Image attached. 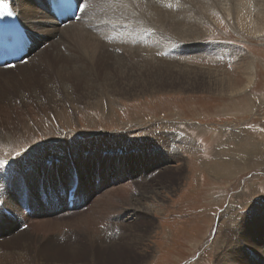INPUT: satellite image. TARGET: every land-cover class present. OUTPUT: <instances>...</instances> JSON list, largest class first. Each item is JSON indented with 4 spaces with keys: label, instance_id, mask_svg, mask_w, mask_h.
Here are the masks:
<instances>
[{
    "label": "rangeland",
    "instance_id": "1",
    "mask_svg": "<svg viewBox=\"0 0 264 264\" xmlns=\"http://www.w3.org/2000/svg\"><path fill=\"white\" fill-rule=\"evenodd\" d=\"M131 1L134 13L129 9ZM247 1L107 0V8L116 7L113 12L120 16L103 23V11L96 14L104 28L93 31L105 34L102 42L108 48L102 54L104 59L97 58L95 66L90 64V72L81 61H89L92 50L86 45L88 39L82 42L70 34L76 27L62 30L56 40L49 39L44 46L40 44L43 50L49 48V55L59 63L57 70H63V62L72 64V69L78 66L71 79H61L63 75L55 72L56 77L47 70L52 81H63L57 82L59 92L64 93V83H72L74 93L68 101L62 98L69 110L67 123L55 120L46 137L39 132L31 144L23 142L0 150L2 166L13 163L20 154L43 150V165L50 166L47 169L53 177L59 166L65 168L72 162L80 174L91 168L98 176L95 168L101 162L107 166L103 174L119 179L108 183L101 175L100 191L128 183L117 193L128 190L136 198L142 197L144 211L136 210L134 216L139 219L128 222L124 215L130 207L117 194L115 199L122 206L124 203L117 206L124 212L119 214L123 221L116 228L127 234L119 243L111 244L117 237L109 238L98 248L82 239V248L70 253L74 240L55 234L39 238V249L34 243L31 259L36 258L39 264H91V260L92 264H264V0ZM98 3L94 0L90 9ZM108 21L116 25L109 26ZM177 23L186 27L180 31ZM148 36L153 45L148 44ZM118 39L122 43H117ZM58 50L67 55H55ZM115 50L118 52L113 53ZM26 67L30 73L17 79L4 80L0 72V87L6 89L0 98L7 91L16 96L24 90L22 96L33 101L36 88L40 99L48 101L45 85L37 81L41 70L33 62ZM93 92L106 93L97 109L87 102ZM83 102L87 105L77 111L73 105ZM40 110L43 115L45 111ZM50 111L54 115L55 110ZM24 118L25 123L33 122ZM40 168L37 173L46 171ZM2 172L0 185H5ZM25 175L38 185L30 169ZM91 177L81 176L82 184ZM19 183L23 190L26 183L21 179ZM9 196L15 199L13 191ZM26 198L24 192L22 199ZM85 201L80 199L78 204L83 206ZM52 203L46 207L56 209L36 217L57 219L61 215L57 220H64L79 214L68 213L66 203ZM147 207L152 210L146 212ZM11 210L0 205L1 217L16 220ZM22 221L26 224L21 229H29L30 221L23 217ZM2 228L4 224H0ZM6 237V233L0 234V250L22 241L18 233L7 239L12 240L10 244L3 240ZM26 237L32 240L30 235ZM55 243L57 248L45 247Z\"/></svg>",
    "mask_w": 264,
    "mask_h": 264
},
{
    "label": "bare ground",
    "instance_id": "2",
    "mask_svg": "<svg viewBox=\"0 0 264 264\" xmlns=\"http://www.w3.org/2000/svg\"><path fill=\"white\" fill-rule=\"evenodd\" d=\"M79 1L81 5H80V13L78 15V19L77 20L69 19L67 23H64L63 25H61L57 22L55 17L51 14L48 8V5H47V0H0L1 3L9 5L12 10L11 15L5 14L3 11H0L2 14L8 17L9 23L19 24L21 28H23V31L27 32L28 36L34 41L33 46L31 47L29 53L26 55L27 57L26 61L23 58L20 62L16 63L14 66H9V65L0 66V72L4 74L3 76L1 74L2 79L10 80L11 78H14V79L21 78V76H23L25 73H30V71L27 70L26 66L31 65L32 62L36 63V69L41 70V73H42L41 79L37 81L42 83V85H45V91L49 96L48 101L43 102L42 99H40L39 94L36 93V88H34L33 93H32L33 101H30V99H25L24 96H22L24 90L20 91L18 95L16 96L11 94L10 91H7L6 92L7 95L3 98H0V150L4 151L8 149L9 147H13L19 143L23 144V142H26L27 144L28 143L31 144L32 140L37 136V134H39V132H41V134H43L46 137V135L52 131L50 124L55 120L59 122L64 121V123H67V118L69 116V112H68L69 110L64 108V104H62V98L65 96L66 100L68 101V97L71 96V93L73 91L71 90L73 88H70V85L72 83L71 84H69V82H67V84L64 83L62 85V87L64 88V93L59 92L58 85L61 81L59 82L58 79H55L58 82V85H57L56 81L51 80V76L48 75L49 73L47 72V70L49 69L52 70L53 75H55V72L63 75L60 77L61 79L68 78V77L71 79L75 77L76 74H73V72L78 69V66L77 67L75 66L72 69V64L63 62L66 64V65L64 64L62 65L63 70H60V71L57 70L59 63L57 62L56 59L52 57V55H49L48 53L49 48L45 50L42 49V45L44 43H46L47 41H49V39H52V38L53 39L55 38L56 40L55 36H57L58 33H61L62 30L64 31L72 27L74 28L76 27L75 30H71L70 34H73V38L75 35H77L82 40V42L88 39L86 45H88L89 49L92 50L89 55L90 58H88L90 62L88 60H84L80 58L82 59L81 66L83 67V65L85 64L84 68H86V70L90 72L91 71L90 68H92V65L95 66L94 62L97 58L104 59V56L102 54L104 53V49L108 48L106 46V43L105 44L103 43L106 40V36L102 32L98 33V32H94L93 30L98 29L100 31L101 28H104L101 24L102 22L104 23L107 20L111 21L113 19H116L119 15L118 13L113 12L116 10V7L107 8V4H106L107 0H98L99 3L95 6L96 8L94 7V9H90V3H92L94 0H79ZM122 3H119V8H120V5L121 6L123 5ZM132 3L133 2L131 1L132 8L130 7L129 9L130 11L134 13V11L136 10V7L134 8L133 6L134 4ZM45 6L47 10L45 9ZM121 8H123V6ZM90 10H92L91 14H89ZM99 10L103 11V16L105 17V19H102V22H99L98 18L96 17V14L98 13ZM87 16L88 18H86ZM129 22H131L132 24L131 19ZM169 22H167L166 24L169 25L170 24ZM108 23H109L108 24L109 26L111 24H113V26L116 25L115 22L110 23L108 21ZM178 25H179L178 30L180 29V31H181L180 27L182 26L186 27L184 25L182 26H180V24ZM106 27L105 29L107 30ZM183 29L184 28H182V30ZM120 31L122 32V29H120ZM116 32L121 33L118 30ZM182 32H185V31H182ZM103 38H104V41H103ZM121 40L122 39H118L117 43L118 42L122 43L123 40L122 41ZM126 41L131 44L134 43V41L129 38H126ZM147 42L148 44H151V45L154 44L150 36H148ZM41 43L42 45H40ZM118 45L122 46L123 44L121 45L118 44ZM115 48H118V47H115ZM114 52H118V51L115 50L113 51V53ZM34 53H37L36 54L37 56L35 55L36 57L34 56ZM55 55L57 56L67 55V53H62L60 50H58L56 51ZM21 62H28L30 64L28 63L25 64ZM81 62L79 64H81ZM16 71L17 72L19 71V72L17 74H14ZM3 90L4 91L6 90L5 87H0V97L3 95ZM105 94L106 93H98V94L95 93V94L89 95L88 100H87L88 104H92L94 107L98 106L99 100L101 103L102 102L101 98L106 96ZM87 102H83V103L76 104L73 106L74 108L76 107L77 111H81L83 107L87 105ZM51 108L55 110V113L52 116L50 115L52 114V111H50ZM40 109L45 111L43 115L40 114V111H41ZM91 109H94V108L90 107V110ZM47 111H49V114L47 113ZM24 117H29L30 120H33V122H29L28 120L29 123H25L24 120L26 119ZM60 136H61L60 138H64V136L62 135ZM1 141H7V143L1 142ZM31 146L32 145H30V147ZM260 149L261 148H259V150ZM43 151L42 152L39 151L38 153H35V154L33 153L34 155L27 154V153L20 154L16 158L18 162L15 161L16 160L15 159L13 163L7 164V166H0V172L4 171L1 173V176L4 175L5 178L3 179H5L6 181L5 185H2V184L0 185V194L2 197L0 199V205L5 204L7 207L12 209L11 214L16 217V220H14L13 218H2L0 214V224H4V228L0 229V234L6 233L8 237L4 238L3 240L7 241V239H10L14 234L18 233V237H20V239L22 240L20 243L15 242L13 240L15 242V247L9 248L5 251H3L2 249L0 250V264H39V261L36 258L31 259L30 249H32L34 243L37 249L40 248L39 242L37 241L39 240V238L44 240V238L50 237L55 234H58V238L60 239L69 237V239L74 240V242H71L70 244L71 245L70 246L71 248H69L70 253L74 251H78V246L81 245L80 241L82 239L86 240L85 244H87L88 246L93 247L94 245L95 247H98V248H100L98 244H101L102 242L106 241V239H109V238L115 240V238L117 237L115 241H111V244L113 243L115 245L116 242L119 243L118 240L122 239L124 234L125 235L127 234L125 232L124 233L120 232L116 228V226L120 225L119 223H122L123 221L121 220L123 218L119 216V214L124 212L123 210H119L117 206L121 204L118 200L115 199V196L117 194L121 198L122 201L123 200L125 201L126 206L130 207V208H126L127 211H125L126 214L124 215L125 218L129 219L128 222H134L139 219L138 216L136 217L134 216V214H136V210L139 209L141 211H144L142 206L140 205V201L142 197L136 198L133 195V192L130 193V191L128 190L117 193V191L119 192V190L122 188L126 189V186H128V183L124 186L122 185L112 186L111 188L107 190L104 189L103 191H100L102 189L100 185V180H99L101 175L106 177V182L108 183H113V181L119 179L115 175L113 177V180H111L112 178L109 179L107 176L108 175L107 173L106 174L102 173V169H105V167H107L106 164L101 165V162H97V165L99 168H97L96 166L95 170L96 172H98V176H95V174L91 173L92 172L90 171L91 168L82 169L81 174H80L77 171V168H75L74 163L72 162L70 165L68 166L66 165L65 168L62 167V165L59 166V169L56 170L57 172L55 174V177H53V175L49 173L50 170L47 169L50 166L46 164L43 165L45 161L43 158V153H44ZM40 153H42V155H39ZM151 156L152 155H149V157ZM95 165L96 164H94V166ZM40 167L42 169H45L46 171L37 173ZM204 167L203 169H205ZM28 169L31 170V174L34 176V181L38 180V185H37V182H32V181L30 182L28 177L25 175ZM213 172L215 171L213 170ZM90 174L93 177H91L85 184H82L81 176L82 178H84L85 176L90 175ZM20 179L26 183V185L23 188L24 192H27L26 201L22 199L24 192L22 190L21 184L19 183ZM44 179H49V180H44ZM50 188H53L54 190L56 189L57 191H54L53 189L50 190ZM20 190L22 191L21 198H19ZM9 191L14 192L15 199L13 196L6 197ZM70 195L74 196L72 204L69 201ZM144 196H145V193H144ZM146 197L148 198V196ZM57 198H58L59 203L56 204ZM80 199L82 200V202L86 200L85 201L86 203L83 206L78 204V201H80ZM91 200H93V202L90 205H88V208L86 210L78 212L79 209L85 207L86 204ZM50 201H53V203L50 205H56V206H59V205L63 206V203H66L68 213L70 212L72 214H75L78 212L79 214H76L75 216L70 217V218H67L65 216L64 218H67L68 220L67 219L57 220V219H62L61 215L57 219L54 218L56 220L51 219V218H45V217L44 218L36 217L38 214L43 215L44 212L46 211H51L53 209H56V208L46 207L48 206L47 203ZM8 202L12 204L10 205L8 204ZM72 206L74 209L69 208ZM120 206H122V204ZM123 206H124V203H123ZM147 208L145 209L147 210L146 212H148L149 210H152L150 209V207H147ZM19 209H21L22 211L21 214L18 213V211H20ZM22 217L24 220L30 221V225H28L29 229H27L28 228L27 227L26 228L27 230L24 229V231L23 229H21V227L25 225L26 223L22 221ZM19 222H23V223L20 225H17L16 223H19ZM130 225H133V224L131 223ZM18 227H20L22 231L18 230ZM69 232L71 234H69ZM77 233H79V236L77 235ZM112 234L114 235L112 236ZM24 235H25L24 237L25 239L21 238ZM26 235L28 236L30 235L32 237V240L31 238H27ZM15 238L17 239V237ZM57 241L58 240L56 239L54 240V242H57ZM11 242L12 240L7 241L8 244H10ZM57 243H59V241ZM57 243H55L56 245L54 244L53 246L51 244H46L45 247L57 248ZM73 245L76 248H74ZM80 248H82V246ZM58 249H61V248H58ZM92 263H93V260H91V264ZM75 264H86V262L84 263L76 262Z\"/></svg>",
    "mask_w": 264,
    "mask_h": 264
},
{
    "label": "snow or ice",
    "instance_id": "3",
    "mask_svg": "<svg viewBox=\"0 0 264 264\" xmlns=\"http://www.w3.org/2000/svg\"><path fill=\"white\" fill-rule=\"evenodd\" d=\"M78 7H79V5H78ZM9 15H11V13H8ZM3 161H0V166H2L3 165Z\"/></svg>",
    "mask_w": 264,
    "mask_h": 264
}]
</instances>
